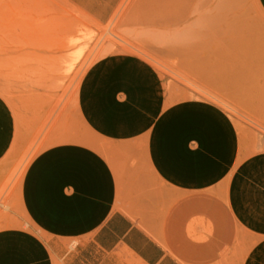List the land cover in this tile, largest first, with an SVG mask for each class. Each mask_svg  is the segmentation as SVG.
<instances>
[{"label": "rangeland", "instance_id": "rangeland-1", "mask_svg": "<svg viewBox=\"0 0 264 264\" xmlns=\"http://www.w3.org/2000/svg\"><path fill=\"white\" fill-rule=\"evenodd\" d=\"M106 96L134 100L121 106L146 115L152 108L160 114L182 109L177 118L184 119L194 166L204 138L233 144V164L206 192L243 209L246 196L261 189L264 12L258 0H122L105 23L69 0H0V97L14 118L12 146L0 160V264H21L8 240L13 230L41 233L24 210L22 186L30 162L51 146H88L121 176L128 165L141 170L137 183L121 180L119 197L129 208L151 212L132 216L142 226L160 223L185 194L152 174L145 139L117 142L93 129L84 97ZM77 242L63 241L65 251ZM252 244L238 227L232 251L215 264H240Z\"/></svg>", "mask_w": 264, "mask_h": 264}, {"label": "crops", "instance_id": "crops-1", "mask_svg": "<svg viewBox=\"0 0 264 264\" xmlns=\"http://www.w3.org/2000/svg\"><path fill=\"white\" fill-rule=\"evenodd\" d=\"M69 1L105 23L122 0ZM258 2L264 12V0ZM135 102L118 96L101 101L84 97V113L103 138L145 139V163L152 174L166 189L185 194L166 208L160 223L142 226L132 216L151 212L129 208L119 197L121 180L135 184L142 179L141 170L128 165L121 176L88 146H51L30 162L22 186L24 210L45 238L35 228L13 230L8 240L19 249V262L53 264L55 256L62 264H215L232 251L241 226L253 244L240 264H264V169L261 189L251 199L246 196L249 201L243 209L206 192L233 164V144L217 143L211 135L204 138L202 160L194 166L187 160L184 119L177 118L182 109L160 114L152 108L146 115L121 106ZM13 140V114L0 97V160ZM72 239L78 242L66 252L63 241Z\"/></svg>", "mask_w": 264, "mask_h": 264}, {"label": "bare ground", "instance_id": "bare-ground-1", "mask_svg": "<svg viewBox=\"0 0 264 264\" xmlns=\"http://www.w3.org/2000/svg\"><path fill=\"white\" fill-rule=\"evenodd\" d=\"M159 60V59H158ZM171 61V60H170ZM157 64V63H156ZM163 64V63H162ZM165 68V67H164ZM179 77H180V75H179ZM181 78H183V76L181 77ZM208 93V92H207ZM210 95V94H209Z\"/></svg>", "mask_w": 264, "mask_h": 264}]
</instances>
